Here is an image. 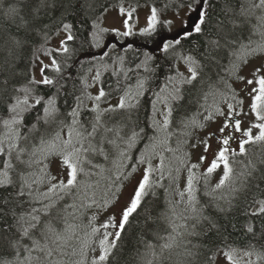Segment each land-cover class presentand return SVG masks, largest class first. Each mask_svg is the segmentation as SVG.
<instances>
[{
  "label": "trees",
  "instance_id": "trees-1",
  "mask_svg": "<svg viewBox=\"0 0 264 264\" xmlns=\"http://www.w3.org/2000/svg\"><path fill=\"white\" fill-rule=\"evenodd\" d=\"M113 1L115 0H43L42 3V0H3V5L0 6V136L6 133L2 121L10 116L8 105L14 103V98H23L24 93L20 89L25 86L35 89L33 96L29 98L31 103H34L35 95L45 98L55 97L59 108L57 118L65 123H70L71 118L67 113L76 106V97H80L83 103L79 108L78 119L89 128L96 115L93 108L97 104L102 113L109 106H116L117 100L121 97L136 105L131 111L125 108L102 114L103 130L105 127L114 129L115 123L122 127L125 121L132 122L131 128L137 133H142V138L137 139L138 143L134 147L132 168L125 165L121 169L119 178H116L115 190L107 192L102 201L88 209L106 205L105 201L108 204L127 176L138 165L134 163V157L139 151H144L142 160H145L150 152L159 154L164 148L166 150L170 141L173 143L176 141L180 149L185 151L182 144L188 140L189 134L193 131L190 128L193 121L196 122V118L198 119L204 110L207 113L213 104L208 105L204 96L212 100V93L215 92L213 89L221 87L224 91L223 81L226 79L233 90L234 77L232 78L229 72L235 60L233 57L230 58L228 49L233 44L239 45L240 40L252 32L256 21L254 16H250L247 22H243L244 18L238 15L239 5L234 3V0H210L209 22L204 31L197 35V38L201 39V52L196 59L199 64L197 69L199 75L191 84L179 86V99H169V106L172 109L170 123L167 130L158 131L159 125L154 127L151 113L153 102L155 106L157 101L163 104V98L168 97L171 90L178 86H167L161 94L160 91H147L144 84L139 91L143 94L137 95V90L135 87L133 89V86H136L135 83L140 84L141 78L136 69L116 68L112 55L117 46L112 45L111 52L98 51L100 42L96 41L93 26L96 25L97 17L102 10ZM135 1L156 3V0ZM9 6L16 7L18 13L6 15ZM227 7H234V11L228 12ZM64 23L72 24L71 33L74 36L73 40L64 41V45L68 48L66 53L61 49L49 48L52 38L59 29H63ZM212 41H217L219 46L214 45ZM45 49L51 51L50 54L57 60L61 71L56 73L51 67L46 69V75L54 80L53 85H30L34 58L38 52ZM107 53L108 55H105ZM99 59H103L102 63ZM96 72L101 79L100 90L105 92V96L99 102L90 98L99 94H95L93 90L91 92L89 82L90 76ZM182 86L185 88L184 92ZM157 94L160 99H157ZM222 100L231 99L223 97ZM217 104L218 102L216 106ZM38 115H42V106H36L24 114V120L19 126L21 135L31 132V135L36 137L45 132L50 133L51 125L38 123ZM33 124H37L39 132L32 130ZM66 132L67 129L64 130V135ZM112 134L113 132L109 133ZM4 147L5 152L0 154V164L3 163L0 171L5 169V157L9 161L6 143ZM247 147L248 144L245 145L246 150ZM241 154H232L228 160L231 161ZM102 159L108 160L109 163L113 161L110 154L99 155L98 160ZM260 159L264 160V153L261 154ZM259 168V172H252L251 176H247L245 184L239 188L232 200L218 205H215V200L212 204L206 203L204 209L206 216L200 219L195 229L198 235L189 238L194 241L197 253L202 256L200 257L202 262L199 264H213L215 254L220 249H238L252 254L250 260L240 264H264V215H252L259 207L257 201L264 200V163L260 162ZM24 169L26 170L21 172L27 175L28 170ZM11 172L12 168L8 169V173ZM11 180L12 184L0 187V258L8 260H14L16 256V249L10 246L12 241H21L19 248L21 259L28 254L23 250V245L31 247V241L26 237L22 238L17 230L19 214L29 211L31 207L40 208L42 203H47L32 200L28 195L31 191L28 188H24V194L18 196L22 181L15 178ZM159 187L149 190L141 197L140 205L129 216L124 228L120 229L121 235L119 238L116 237L115 246L109 252V259L102 264H146L147 260H153V264H197L194 261L182 260L170 250H165L156 257L151 256L147 251V242L156 245L160 237L164 238V235L170 231L165 218L173 217L172 212L175 209L168 199L166 190ZM85 212L88 214L90 211L82 210L80 213L83 215ZM54 214L53 211L52 215ZM41 215L43 219H47L42 213ZM74 220H78L73 223L76 229L81 225V220L86 223L85 216H75L70 221L74 222ZM249 225L253 228L252 232L247 231ZM33 235L39 238L38 232H34ZM83 248L84 244H70L63 252H56L47 259L61 261V264H76L81 258L80 252ZM73 249L76 250V254H73ZM32 254L35 256L39 253L33 250ZM99 254L100 252H94V258H98ZM88 260L85 255V261ZM89 264H92V260Z\"/></svg>",
  "mask_w": 264,
  "mask_h": 264
},
{
  "label": "rangeland",
  "instance_id": "rangeland-1",
  "mask_svg": "<svg viewBox=\"0 0 264 264\" xmlns=\"http://www.w3.org/2000/svg\"><path fill=\"white\" fill-rule=\"evenodd\" d=\"M156 2L163 9H161L162 12H157V22L155 29H159L160 26H166L163 28V30L166 32V34H168H158L156 36V40L164 41L171 39L175 34H178L184 28H189L191 22L185 23L183 27H181V21L186 20L188 16L186 9L179 8V5L173 3V0H156ZM153 8L154 7L151 3L134 2L131 0H115L111 5L108 7L106 6L104 11L102 10L100 13V16L97 17L96 25L99 27L94 28L93 26L94 34H96V31H100V29H108L106 32H101L103 36L99 38L98 41L96 39L97 42H101L100 40L104 38L100 48L109 42L108 40H115L118 38V33H122L124 31H131L132 29L131 33H134L131 36L142 35L143 32L141 30L148 27V17L151 15ZM259 14V11H257V15ZM125 19L128 20L127 26H125L123 23ZM168 21H171V23H167ZM257 23L258 21L256 20L252 27V32L245 36L246 38H242L239 42V45L233 44L231 47H229L228 54H230V58L233 57L235 60L233 52L234 50L239 49L241 45H247L249 48H256L261 43H264V37H262L258 31L254 30V26L257 25ZM112 29H117L118 31H112ZM67 35L68 33H66L63 29H59L58 33L49 43V48L62 49L65 47L64 44H61V41H65ZM48 53H51V51H48V49L42 50L38 52L34 58L32 65V76L35 77L36 80L41 79V73L39 71L40 67L43 65H50L52 59H54L52 55ZM115 60L116 61L114 62L118 66L126 68L125 65H121L119 58ZM102 61L103 59H99L100 63H102ZM235 63L240 62L235 60ZM179 67L182 71H177V69L174 71L183 73V78H188L190 76L188 64H186L183 59H181ZM257 68L264 70V53H257L247 57V63L241 65L238 74L245 77L244 81H239L234 75H231L232 78L234 77L232 79L233 90L230 87V82L228 79H226L223 81V87L225 88L224 91H222L221 87L213 89L215 92L212 93V100L204 96V100L207 101L208 105H211L212 103L213 104L207 113L205 110L203 111L201 122H203L204 125L198 129V132L194 136L188 138L186 142H183L182 148L185 149L184 152L180 149L181 147L176 143V141L175 143L171 141L168 142L166 150L164 148L159 154L157 152H150L146 158V161H141L144 157V151H139L134 157V163L141 162L127 176L121 187L118 189L117 193L113 195L108 204L102 205L99 208L88 209L89 207H94L97 203L102 201L105 198L106 193L111 192L117 186L116 178H119L121 169L124 168L125 165H129L130 168H132V155H134V147L136 143H138L137 139L142 138V133H138L137 138H135V140L129 144L128 138L133 132V129L131 128V121V123L125 121L122 127L117 126L115 123L114 129L120 128L119 137L115 136L114 131L112 135L105 133L103 127H101L99 134L94 138L93 143L99 144L103 148L104 154H110L113 158V161L112 163H109L106 159L98 160V156L101 155L99 153L89 154L88 159L91 160V164L85 163L84 165L85 170L89 172V175L87 177L81 175L79 179L82 182H86L87 184L91 185V187L87 188L86 194L84 195H82L84 192L83 188L80 190H74L72 195H65L64 199L58 202L57 206L59 207L53 210L55 214L52 216L56 217L58 210L63 209L66 205L75 203L76 208L79 209V211L74 212L73 216L68 217L69 223L73 224L78 221H70L75 216H85L86 223L81 220V225L76 229L75 233L72 234L73 238L69 240L67 244L63 245V249L70 246V244H84L83 252L89 259L86 264H89V262L94 259V252H101L99 241L103 239L104 234H114L117 231H120L118 225L121 221L123 210L130 206L131 200L134 198L139 183L145 174L149 176V184L145 189V193H147L149 190L155 189L157 186H160L159 188H164L167 192L168 199L170 203H173V207L175 208V212L177 214L175 217H171V219H174L175 223L177 224L183 223L190 226L192 223H194V220L190 218L184 219L192 215L190 213L189 193L187 191L190 169L191 174L194 176L192 194L195 196V201L193 203L198 210L195 215H198L199 219H201L203 216H206L204 213V209H206L205 206L207 205L206 203L212 204V201L215 200V205H218L221 202L232 200V198L236 196L239 188L245 184L247 179L246 173L248 171L253 173L259 172V165L261 162L260 157L261 154L264 153V142L248 144L246 154H241V156L229 161L233 172L230 178L225 182V185L219 189H217L215 185L223 177V164L221 163L220 167L212 173H207V167L213 159H217V154L221 147H226L229 149V151L226 153L227 157L232 156V154L234 155L236 153H240V141L246 139L243 134V130L251 128L253 124L264 122L258 120L255 113H253L250 109L252 100L248 93L251 92L253 87L258 89V84L254 83L253 85L247 86V90H245L246 81L248 79H254V71ZM97 74L99 73L96 72L89 78L91 92L93 90L95 94L99 93L101 86L100 76L99 79H94ZM256 75L258 76L259 74ZM174 77L176 79L172 81L170 87L183 85L178 83L181 77L177 76V73H175ZM142 84L143 82L139 84V91L143 88L141 87ZM184 89L185 88L182 86V92H184ZM139 91L137 90V93H139ZM160 93L162 94L163 91ZM223 97L225 99L229 97L231 100L223 101ZM125 101L126 103L131 104L129 100L125 99ZM239 101H243V103H239ZM119 102L120 100L118 99L117 103ZM217 102L218 104L216 106ZM29 103L31 102L29 101ZM229 104L233 106L232 109L228 108ZM156 106V111L154 112L152 109L151 113L157 126L162 123L167 107H169V102L166 106L164 101L163 104L157 101ZM217 108L226 114L231 112L232 115L228 116V120L232 123H234V117L240 119L242 131L236 132L232 126V123H230L226 131L221 133L219 129L224 125L225 117L219 115V113L216 112ZM127 109L131 111L133 108ZM209 114L213 116V119H205V117ZM59 121L61 120L57 118V122L50 124V133H43L46 134V138H51L55 132L59 130ZM103 121L104 118H102V124ZM199 121V118H196V122L198 123ZM89 130L91 129L89 128ZM252 133L253 135L258 134V129L252 128ZM62 135L64 138H67V132L65 135L62 133ZM101 135L106 137V140L102 143L100 142ZM21 137V139L16 141L15 149L10 150L8 148V153L11 152V155H8L9 161L10 163H13L12 172L9 173L10 179L15 178L17 180H21L19 175L21 171L26 170L24 168H27L28 172L26 178L29 180V182H31L41 174L40 170L43 167V163L49 164L48 171L52 176H56L57 180L66 178V174L62 173V166L59 158H52L50 162L44 161L41 164L34 163L31 165V167H29L27 164L20 163L16 159V154L19 149H27V151L20 154L21 160L27 161L30 159V153L32 151L33 145L39 143V136L37 135L36 137H33L31 132H26L24 135H21ZM23 137H26V139ZM225 137H229L228 145L222 144V140ZM111 138L116 140L115 145L107 143V140H112ZM5 143L8 146V142ZM193 145H195V147H193ZM206 147L207 151L205 150ZM201 156L205 157V159L201 160ZM31 158L36 159L35 157ZM249 161L255 165L254 169L249 165ZM192 164H196L198 167L191 168ZM2 165L3 163L0 164V170L2 169ZM149 168H151L150 172L147 171ZM241 173H245V175L241 176ZM47 187V184H33L31 191L34 193L37 191L43 192L47 190ZM233 189H236V191H233ZM181 193H183V196H181ZM93 200L96 201L95 204L92 203ZM62 204L63 207L61 208ZM82 204L86 205V207H81ZM82 210H89L90 212L88 214L85 212L82 215V213H80ZM69 211H72V209H69ZM60 215L63 216L66 215V213L60 212ZM178 216H180V218ZM105 224H107V227H101V225ZM59 226L63 227V224ZM93 227L97 228L98 231L93 233ZM189 230L191 229L189 228ZM166 237L167 235H164V238ZM191 237L192 236L187 237V239L191 241L190 245H186L183 241H181L179 247L174 246L172 249H170V251H172L182 260L186 259L199 264L202 262V259H200L202 256L197 253L196 247L193 248V251L196 253L194 258L184 254L185 246H196L194 241L189 239ZM115 239L116 237L114 235H109L108 237L109 242L115 241ZM162 241L164 242V240L160 239L156 245L162 244ZM235 250L236 258L240 262L250 260L252 254L244 255L246 251L238 249ZM155 251L157 253L156 256L162 253L158 246L155 248ZM223 251L229 250H218L215 254L213 264H230V262L227 261L222 255Z\"/></svg>",
  "mask_w": 264,
  "mask_h": 264
},
{
  "label": "snow or ice",
  "instance_id": "snow-or-ice-1",
  "mask_svg": "<svg viewBox=\"0 0 264 264\" xmlns=\"http://www.w3.org/2000/svg\"><path fill=\"white\" fill-rule=\"evenodd\" d=\"M43 3V0H42ZM234 3L239 5V13L240 17L244 18L243 22H247V18L250 16H255L258 21L257 25L254 26V30L258 31L262 37H264V0H258V2H254V0H234ZM3 5V0H0V6ZM205 5L211 7L210 0H181L179 4V8L186 9L188 16L186 20L181 21V27L185 23H190L191 31H185V36H190L192 32L202 33L204 31L205 26L208 24L210 16L208 11L205 9ZM226 10L228 12L234 11V7H227ZM38 11V10H35ZM257 11H259V15H257ZM18 13V9L13 6H9L6 15H15ZM179 14V13H177ZM130 15V14H129ZM157 22V11L155 8L152 9L151 15L148 17V27L142 29V32L154 31ZM124 25H128V20L125 19L123 21ZM167 23H171L168 21ZM235 23V21H234ZM63 30L68 33L66 39L71 41L74 39L73 34L71 33L72 24L64 23L62 25ZM94 27H99L94 24ZM108 29H100V32H106ZM112 31H118L117 29H112ZM123 36L131 35V31H124L120 33ZM97 41L99 40V34L96 36ZM19 43V41H17ZM214 45L219 46L217 41H212ZM61 44H64V41H61ZM179 45L180 40H165L162 41V47L165 52H167L173 45ZM63 52H68V48L65 46L61 49ZM264 53V43H261L256 48H249L247 45H241L239 49L234 50L233 56L236 61L240 63H233L231 65V70L229 75H234L235 78L239 81H244L245 77L240 76L239 70L242 64L247 63V57L257 54ZM50 54V53H48ZM146 60L151 59L147 53H145ZM186 64H188V71L190 76L188 78H183V73L177 72V76L181 77L178 81L179 84H191L199 75L197 69L199 67L198 62L191 56L181 57ZM146 62V61H145ZM51 67L55 70L56 73L61 71L60 65L58 64L56 59H52L50 65H43L40 67L39 71L41 73V79L36 80L35 77H32L29 80L30 85L43 84V85H53L54 80L45 74L46 69ZM139 67V65L137 66ZM256 74H259L258 76ZM94 79H99V74H97ZM175 77H169V83H171ZM258 84V89L253 87L251 92L248 95L251 97L252 103L250 104V109L253 113H255L256 118L258 120L264 121V70L257 68L254 71V79H248L246 81L245 90H247V86ZM142 87V85H141ZM167 88V85L165 86ZM165 89H161L164 91ZM24 93L23 98H14V103L8 105V110L10 113L9 118L4 119L2 121L3 125L6 128V133L3 136H0V154L5 152L4 144L8 142V148L15 149L16 141L21 139L20 133V125L24 120V114L27 113L30 109H34L36 106H42V115L37 116V122L42 123L43 125H50L52 123L57 122V117L59 115V108L56 104L55 97H43L39 95H35L33 97L34 103H29V98L33 96L35 91L34 88L25 86L20 89ZM179 87H174L169 93L168 97H164V102L167 106L169 99L177 100L179 99ZM143 93H137V95H142ZM105 96V92L100 90L97 96L90 97L95 101L99 102L102 97ZM131 99V97H130ZM157 99H160L159 94H157ZM77 104L75 107L71 109L70 112L67 113V116L71 118L70 123H65L63 120L59 121L60 129L55 132V134L51 138H46V134H40L39 143L33 145L32 151L30 153V159L27 161L21 160V153L27 151L25 148H20L16 154V159L22 163L27 164L31 167L32 164H41L44 161H51L52 158H59L62 166V173L66 174L65 179L57 180L56 176H52L48 171L49 164L43 163V167L41 168V174L33 179L31 182L26 178L25 173H20V178L22 184L20 186V191L17 193L18 196H22L24 194V188L32 189L33 184L43 185L47 184V190L40 192H32L29 191L28 195L30 198L37 202L48 201L47 203H42L40 208L31 207L29 211L21 212L17 217V225L18 231L22 238L26 237L31 241V247L28 245H23V250L28 253L22 259L20 258V240H15L10 243V246L13 249H16V256L14 260H8L6 258H0V264H61V261H49L47 258L52 257L54 252L60 251L63 252V245L67 244L69 240H71L72 234L76 231V226L69 223L68 217L73 216V213L79 211L76 208L75 203L66 205L63 209L58 210L57 216L53 217L52 212L54 209H57V204L59 201L64 199L65 195H72L74 190L84 189L82 195L86 194L87 188L91 187V185L86 182H82L79 177L83 175L87 177L89 172L85 170V163L91 164V160L88 159L89 154L99 153L101 155L104 154L103 148L99 144H94V138L99 134V130L102 127V114L113 112L116 109H125V108H133L135 104L126 103L125 98L121 97L120 102L116 106H109L108 108L103 110V113L99 109V105L93 108V112L96 113L94 116V120L90 125V129L82 123L78 117L80 116L79 108L82 105L83 101L80 97H76ZM239 103H243V101H239ZM232 105L229 104L228 108L232 109ZM153 111H156L155 102H153ZM172 109L171 107H167V110L164 114V119L162 123L159 125L157 130H167L168 125L170 123L169 117L171 116ZM216 112L219 115L225 117L224 125L219 129L221 133H224L226 129L229 127V124L232 123L228 120V116L232 115L231 112L224 113L219 108L216 109ZM205 119H213V116L209 114L205 117ZM234 123L232 126L234 127L236 132H241V120L238 118H233ZM194 126H202L196 125V122L193 121ZM156 126V122L154 121V127ZM252 128L258 129V134L253 135ZM67 129V138H64L62 133ZM32 130L39 132L37 124L32 125ZM105 133L115 132V136H120V128H104ZM143 131V130H141ZM243 134L246 139L240 141L239 151L242 154H246L245 145L255 142H264V122L253 124L251 128L243 130ZM138 136V133L133 131L131 136L128 138L129 144L135 140ZM26 139V137H23ZM106 137L101 135L100 142H104ZM108 144L115 145L116 140H107ZM206 143V142H205ZM223 145L229 144V137H225L222 140ZM195 147V145H193ZM207 151V147L205 149ZM229 151L226 147H221L220 151L217 154V159H213L209 166L207 167V173L214 172L217 168L220 167L221 163L223 164V177L219 180V182L215 185L217 189L221 188L225 185V182L230 178L233 169L229 164L228 157L226 153ZM11 155V152H9ZM31 157H35L36 159H32ZM201 160H204L205 157L201 156ZM264 163V160L261 161ZM5 169L0 171V187H6L13 183V181L9 177L8 169H11L13 165L9 161H4ZM249 165L254 169L255 165L249 161ZM198 165L192 164L191 168H196ZM247 167V166H246ZM151 171V168L147 170ZM245 173H241V176H244ZM247 176H251L252 172L248 171L246 173ZM193 180L194 176L190 174L188 177L187 183V191L189 193V204H190V217L184 219H192L194 223L190 226L187 224H177L174 219L165 218L168 224V228L170 231L167 232V237L163 239L164 242L159 245H154L151 242H147L146 248L148 253L156 257L157 253L155 248L158 246L163 252L164 250H170L174 246L179 247L181 241H183L186 245H190L191 241L187 239L188 236H196L198 233L195 231L197 224L200 223V219L197 213V208L193 203L195 201V196L193 193ZM56 181V182H53ZM149 184V176L147 174L144 175L143 179L140 181L139 186L135 192L134 198L131 200L130 206L126 207L123 210L121 221L118 225L120 229H123L125 224L128 222L129 216L137 209V207L141 203V197L145 193V189ZM236 191V189H233ZM63 195H62V194ZM183 196V193H181ZM93 204L96 203L95 200L92 201ZM107 204V201L104 202ZM259 207L252 213V215H264V200L257 201ZM81 207H86V205H81ZM72 209V211H69ZM187 211V210H186ZM60 212L66 213V215L61 216ZM43 217H47V219H43ZM13 215H16L13 213ZM177 214L175 209H173L172 216L175 217ZM183 218V217H182ZM63 224V227L59 225ZM101 227H107V224L101 225ZM189 228L191 230H189ZM98 229L93 227L92 232H97ZM248 232H252L253 228L251 225L247 228ZM34 232H38L39 238L33 235ZM109 235H114L119 238L121 233L117 231L116 233H105L103 239L99 241L101 252L98 258H94L92 260V264H102V262L109 259V252L115 246V241L109 242ZM43 240V243H41ZM51 245V246H50ZM192 247H184V254L189 257H195L196 253L193 251ZM33 250H35L38 255H33ZM73 254H76V250L73 249ZM251 253L245 252L244 255H250ZM222 255L226 258L230 264H240V261L236 258V250L231 249L229 251H223ZM81 258L76 261V264H86L85 254L83 250L80 252ZM146 264H153V260H147Z\"/></svg>",
  "mask_w": 264,
  "mask_h": 264
},
{
  "label": "flooded vegetation",
  "instance_id": "flooded-vegetation-1",
  "mask_svg": "<svg viewBox=\"0 0 264 264\" xmlns=\"http://www.w3.org/2000/svg\"><path fill=\"white\" fill-rule=\"evenodd\" d=\"M157 2L156 4L153 2L151 3L158 12H162L161 9L163 8ZM180 2L181 0H173V3L177 5H179ZM111 4L112 3H109L107 7ZM204 7L209 13L210 7H208V5H205ZM165 27L166 26H160L159 29H155L154 31L147 33L143 32L142 35L139 36L116 38L114 41V45L117 46L116 50H125V58L121 60V65H125L130 70L136 69L138 76L143 82L142 87H144L145 84L147 91L155 90L154 92H162L161 89L166 90L165 86H170L172 84V82L169 83L168 78L174 77L175 73H177L174 70L177 69V71H182L179 67L182 59L181 57L191 55L196 60L200 56L199 53L201 52V39L199 40V37L197 38V35L200 33L192 32L190 36L184 35L185 31H191L190 26L189 28H184L181 30V32L178 34H175L173 38L167 39H179L180 44H174L172 48L165 52L162 47V41L156 40V36L158 34H166V32L163 30ZM145 53H147L151 59L146 60ZM113 59L116 61V56H114ZM138 65L139 67H137ZM117 67L118 65L116 64V68ZM135 84V87L139 88V84ZM152 97L154 98V96Z\"/></svg>",
  "mask_w": 264,
  "mask_h": 264
}]
</instances>
